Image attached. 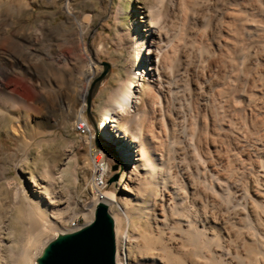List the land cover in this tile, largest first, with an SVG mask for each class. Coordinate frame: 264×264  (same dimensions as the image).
I'll return each mask as SVG.
<instances>
[{
	"label": "bare ground",
	"instance_id": "6f19581e",
	"mask_svg": "<svg viewBox=\"0 0 264 264\" xmlns=\"http://www.w3.org/2000/svg\"><path fill=\"white\" fill-rule=\"evenodd\" d=\"M151 1L148 14L140 12L139 25L124 35V80L110 90L94 127L123 163L115 186L119 196L101 192L109 167L102 152L91 155L96 194L84 211L92 220L97 203L107 206L115 264H264V0ZM60 10L66 22L58 26L43 21L17 29L31 7L25 0H0V119L18 113L25 121L9 126L18 139L10 156L22 154L20 171L29 169L24 128L41 116L34 125L36 166L44 164L48 176L29 170L23 183L19 174L7 179L0 166V207L16 208L20 226L13 240L20 251L8 247L5 260L0 245V264H36L49 231L55 232L52 238L73 231L63 227L54 191L63 175L55 177L43 155L42 126L48 117L59 127L74 121L89 133L84 100L98 71L84 42L87 20L78 19L68 1ZM246 10L260 18L249 11L238 15ZM64 24L77 26L76 37L68 39L78 42L88 60L85 83L71 80L73 94L47 100L48 76L70 63L59 50ZM142 85L147 101L139 111ZM170 136L171 152L163 148ZM124 209L144 220L141 233L127 235Z\"/></svg>",
	"mask_w": 264,
	"mask_h": 264
},
{
	"label": "rangeland",
	"instance_id": "374dc122",
	"mask_svg": "<svg viewBox=\"0 0 264 264\" xmlns=\"http://www.w3.org/2000/svg\"><path fill=\"white\" fill-rule=\"evenodd\" d=\"M25 1L31 7L32 11L18 19L16 25L17 29L34 27L43 21L49 22L51 26H58L61 23L66 22V16L60 10L66 1H68L69 6L78 16V19L82 20L85 18L89 25V34L85 35L84 42L91 62L98 71L89 87V90L91 89L89 107H87L86 104L87 99L85 98L84 100L85 111L83 117L87 122L89 133L87 131L86 133L78 132L75 129L74 121L60 127L56 126L53 120H50L47 115V118L45 117L47 121H45L42 126V131L44 132L45 137L44 139L46 141L43 155L46 157L45 159H48V162L54 166L53 175L58 178H60V175H63L58 179V183L54 188V191H58V193L55 192L57 199H61L59 201L57 200V205L59 210L62 209L60 216L64 221L63 227H71L73 228L72 230H74L75 228L91 221V218L86 214V211H84L83 208L92 201L96 194L92 188L94 168L91 162V155L95 156L102 152V162L109 167V173L104 177L106 188L101 192H115V194L119 196V191L116 190L115 186L122 175L123 163L120 160L119 155L116 153L117 150L111 141L102 138L101 133L99 134L96 132L94 127H97L99 124L100 110L103 103L106 102L110 90L124 80L122 66L128 58L127 52L122 46L125 41L124 35L131 32V27L133 25H139L138 23H140L141 20L140 12L148 14L153 2L151 0ZM168 1L164 0L165 3H168ZM248 11L249 10L244 12L239 11L238 15H246L248 14ZM254 12L255 11L253 10L249 11V13L255 15L256 12L255 14ZM22 14L24 15V12ZM256 17L257 14L255 15V18ZM257 18L259 19L260 17ZM262 23H264V21H261L260 24ZM76 32H78L76 24L70 28H68L66 24L63 25L61 31L63 37L60 41L59 50H61V53L66 58L70 59V63L69 66L68 64L65 65L64 69H66H63L64 71L61 70L56 74L51 73V75L48 76L49 79H47L48 82L46 81L47 83L45 86L46 90H44V96L47 100L52 99L51 97L56 99L57 95L61 92L63 94L66 93L65 95L73 94L74 84L71 80H74V83L75 81H80L83 84L85 83V79L82 78V71L86 69L88 60L85 53L79 49L78 42H76L74 46L71 45L70 40L68 39V37H76ZM48 46L49 45L46 44L45 49L48 50ZM104 64L108 66L107 69H105ZM69 70H71L72 78L68 76ZM105 70V76L100 79ZM136 80H138L137 77ZM145 100L147 101V97L145 95V88L142 85L137 91L139 111L144 110V105L146 103ZM79 102L81 103L82 100ZM57 105L59 107V104ZM38 118L42 119L41 116L38 115L31 117L29 125L24 128L25 139L30 142V153L27 160V166L29 169H24L23 172H21L20 169H22V166L25 164L24 156L18 152H16L14 157L10 156V154L15 152V148L18 145V139L10 133L9 126L12 125L13 122H17L18 125L24 126L25 121L18 113H14L5 119H0V155L5 157V160L0 161V166L6 168V177L9 180L12 178L18 179L19 174L24 183V181L26 182L30 179V171L34 172L38 178H48L44 171V164H38L36 166L38 147L36 146L33 137L36 131L34 125L38 121ZM127 118L128 117H125V120ZM146 123V121L140 123V126L144 131L147 126ZM137 127V125L133 124L131 129L136 130ZM126 138L132 140L129 135H126ZM163 144V148L171 152L175 141L170 136L168 137L167 142L165 141ZM35 167L36 169H33ZM124 211L126 214V220L123 223V227L125 228L127 235L130 236L132 234L141 233L143 231L144 220H139V218L134 215L135 213L131 212L129 209H124ZM16 217L17 209H14L10 203H6L0 207V240L4 239L3 241H5V243H0V245L3 247L4 251H8V247H12L13 250L17 252L20 251L19 245L13 242V240H16L20 234V226L16 223ZM48 234L44 240L45 242L42 244V248L47 242L53 239L52 236L55 235V232L49 231ZM11 235H13V237ZM7 251L3 252V257H5L6 254L8 257ZM7 257H5V260ZM250 259H252V256Z\"/></svg>",
	"mask_w": 264,
	"mask_h": 264
},
{
	"label": "water",
	"instance_id": "95a60500",
	"mask_svg": "<svg viewBox=\"0 0 264 264\" xmlns=\"http://www.w3.org/2000/svg\"><path fill=\"white\" fill-rule=\"evenodd\" d=\"M104 67L108 68L106 64ZM105 74L106 70L100 79ZM115 252L114 222L107 206L99 202L90 222L71 232L57 234L47 242L36 258V264H115Z\"/></svg>",
	"mask_w": 264,
	"mask_h": 264
},
{
	"label": "built area",
	"instance_id": "2783aa9c",
	"mask_svg": "<svg viewBox=\"0 0 264 264\" xmlns=\"http://www.w3.org/2000/svg\"><path fill=\"white\" fill-rule=\"evenodd\" d=\"M75 129H76L78 132H80V133H85V130H83V129H82V130L79 129V128H78V125H75Z\"/></svg>",
	"mask_w": 264,
	"mask_h": 264
}]
</instances>
